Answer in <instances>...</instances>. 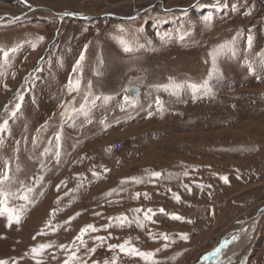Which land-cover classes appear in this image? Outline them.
I'll use <instances>...</instances> for the list:
<instances>
[{
	"label": "rangeland",
	"instance_id": "1",
	"mask_svg": "<svg viewBox=\"0 0 264 264\" xmlns=\"http://www.w3.org/2000/svg\"><path fill=\"white\" fill-rule=\"evenodd\" d=\"M63 1L43 23L0 16V48L16 49L0 55V173L34 188L18 225L0 217V261L146 264L109 248L130 241L158 264H223L264 209V0ZM210 70V95L164 90ZM250 234L228 264H264V212Z\"/></svg>",
	"mask_w": 264,
	"mask_h": 264
},
{
	"label": "snow or ice",
	"instance_id": "2",
	"mask_svg": "<svg viewBox=\"0 0 264 264\" xmlns=\"http://www.w3.org/2000/svg\"><path fill=\"white\" fill-rule=\"evenodd\" d=\"M120 43H121V45L125 51L131 50V44L128 41L121 40ZM249 46H251V39H249ZM33 48H35V45H33ZM15 50L16 49L4 50V49L0 48V55H2L5 64L8 62V60L10 58L9 51H15ZM222 52H223V49L221 48V49L214 50V52L210 53V55L215 56L217 54H222ZM83 59H84V56L82 54L80 57V60L82 61ZM79 67H80V64L78 62L76 65V68H74V72ZM249 68H251L250 65H249ZM213 78H216V77L214 76L213 71L210 70L208 78L205 79L201 83H196V82L177 83L175 81H171L169 85H165L163 87H164L165 91H168L169 89H171L172 95H178L180 93V91H182L186 88V89L191 91L193 99H196L197 95L201 92L205 95H210L212 93V87H211L210 81ZM67 87H68L69 93H71L73 91H78L79 90V80H77L74 83L70 79ZM110 99H111V97H105L104 98L106 103ZM124 100H125V103H132V101H130L127 96L124 97ZM160 103L161 102L159 100H157V104L159 105ZM16 107H17V109H19L20 105L18 104ZM161 110H162V108H161ZM121 111H124L123 106H121ZM13 115H15V113H13ZM88 122L91 123V120L89 119ZM101 123L103 124L104 121L102 120ZM6 126H7V122H5L4 125L0 126V131H3ZM60 139H61V137L59 135H57V137H56L57 151L55 153L56 158H57V162H59V156H60V152H59V147H60L59 141H60ZM186 174L187 173H185V175ZM160 175H161L160 173H152L151 174V176L155 177V178H158ZM41 179H42V177H41ZM221 179H223L225 183L228 182L227 177H222ZM12 182H13V178L9 174V166L6 165L5 170L2 173H0V217H6L7 218V223H8L9 227L13 223H15L17 225L20 223V221L23 218L24 211L26 210L28 204L31 203L30 197L34 191V188L32 186H24L23 184H21V187L19 189H17L16 191H12V190H10V187H9L10 183H12ZM133 182L141 183L142 181L139 179H134ZM58 188H59V186H58ZM137 195H139V194H137ZM174 198L177 201L180 200L179 196H175ZM11 200H21V201H24V203L20 204L19 206H12L10 204ZM136 211H139V210H136ZM148 211L151 212V209H149ZM161 211H163V209H161ZM118 219L120 220L121 226H123L124 224H131L133 222V221H129L126 217H121ZM144 219L148 220V219H150V217L148 215H145ZM171 219L182 220L183 218L173 215L171 217ZM190 222L191 221H189V223ZM135 223H137L138 227H143V225L140 223L139 220L135 221ZM89 231L95 232V231H98V229H96L92 225H88L84 229L81 230V236H83L84 234H86ZM163 238L165 240L169 239L166 234L164 235ZM77 239H81V237H77ZM96 239L100 240V241L104 240L103 237H96ZM181 239L187 241V239H188L187 234H181ZM232 239L236 240V239H238V237L234 236ZM81 243L82 244L84 243V241L82 239H81ZM228 243H229V241H227V240L224 241V243L221 247H218L217 249H215L213 251V253L209 254L208 256H205L203 258V261L207 262V261H210L214 257H218L222 251V248L226 247L228 245ZM48 247H50V245H46V244H40L37 247H33L31 249V252L33 254V258L35 259L36 256L41 255L43 250H45ZM109 248L110 249L118 248L120 250V252L125 253L127 255L139 256L140 258H142L146 262V264H158V262H156L152 259V257L154 256V253L139 251L135 247L130 246V241H125L123 244H120V245H110ZM77 251H78V249H77ZM89 251L95 252V248L89 249ZM76 260H77L76 254L72 253L64 261V264H74V262ZM0 264H7V262L6 261H0ZM37 264H40L39 260H37ZM113 264H115V257L113 258Z\"/></svg>",
	"mask_w": 264,
	"mask_h": 264
},
{
	"label": "crops",
	"instance_id": "3",
	"mask_svg": "<svg viewBox=\"0 0 264 264\" xmlns=\"http://www.w3.org/2000/svg\"><path fill=\"white\" fill-rule=\"evenodd\" d=\"M60 3L65 4L63 0H0V16H4L6 14L10 20H21V22H26V25L37 24L40 22L43 23V20L39 17L40 15L35 12H41L44 10L49 11L47 14L49 17H52L50 12L60 7ZM61 12L62 11L57 10L51 13L62 14ZM46 20L49 19L46 18ZM51 21L52 19L49 22ZM117 113H122V111H117ZM123 130L124 129L122 128L121 132H123ZM113 135L120 136V131L113 133ZM116 141L120 140L117 139ZM73 158V160H75L76 156Z\"/></svg>",
	"mask_w": 264,
	"mask_h": 264
},
{
	"label": "bare ground",
	"instance_id": "4",
	"mask_svg": "<svg viewBox=\"0 0 264 264\" xmlns=\"http://www.w3.org/2000/svg\"><path fill=\"white\" fill-rule=\"evenodd\" d=\"M257 221H258V219H257ZM256 224H257V222H254L252 225H251V227H250V229H249V231L246 233V235H245V238L241 241V239L239 240V242L237 243V244H235V246L232 248V250L228 253V255L226 256V258L223 260V264H228L229 263V261L231 260V258H232V254L233 253H235V251L237 250V248H238V246H241V244H243V243H245L246 242V239H248L249 238V236H251V232H252V234H253V231H254V229H255V227H256ZM235 255V254H234Z\"/></svg>",
	"mask_w": 264,
	"mask_h": 264
},
{
	"label": "built area",
	"instance_id": "5",
	"mask_svg": "<svg viewBox=\"0 0 264 264\" xmlns=\"http://www.w3.org/2000/svg\"><path fill=\"white\" fill-rule=\"evenodd\" d=\"M122 149V142L121 141H114L113 142V150L118 153Z\"/></svg>",
	"mask_w": 264,
	"mask_h": 264
},
{
	"label": "water",
	"instance_id": "6",
	"mask_svg": "<svg viewBox=\"0 0 264 264\" xmlns=\"http://www.w3.org/2000/svg\"><path fill=\"white\" fill-rule=\"evenodd\" d=\"M60 15H62V14H60ZM130 91H136V89L135 88H132V89H130ZM264 212V209L262 210V212L261 213H263ZM261 213H259V214H257V216H256V218L254 219V221L255 222H257V219H259L260 218V216H261Z\"/></svg>",
	"mask_w": 264,
	"mask_h": 264
}]
</instances>
